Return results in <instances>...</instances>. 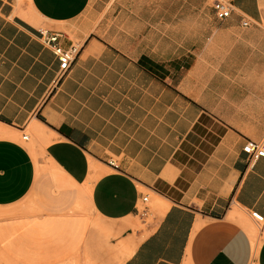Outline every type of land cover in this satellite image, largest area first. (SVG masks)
<instances>
[{
	"label": "crops",
	"instance_id": "crops-1",
	"mask_svg": "<svg viewBox=\"0 0 264 264\" xmlns=\"http://www.w3.org/2000/svg\"><path fill=\"white\" fill-rule=\"evenodd\" d=\"M216 1L0 0V264H264V0Z\"/></svg>",
	"mask_w": 264,
	"mask_h": 264
},
{
	"label": "built area",
	"instance_id": "built-area-1",
	"mask_svg": "<svg viewBox=\"0 0 264 264\" xmlns=\"http://www.w3.org/2000/svg\"><path fill=\"white\" fill-rule=\"evenodd\" d=\"M214 12L216 17L219 20H225L229 18L232 14V8L229 2L225 0H217L214 3ZM245 26L248 25L247 22L244 23ZM43 42L46 46L53 49L55 55L58 60V73L56 81L59 82L64 79L68 73L70 72L74 61L76 60L80 48L78 45H72L69 49L64 50L58 44V35L46 36L42 34ZM23 141H28L29 136L23 135ZM243 154L246 156V160L249 165H254L258 160L264 158V140L260 142H248L242 149ZM149 197L145 196L143 198V202H148ZM252 217L257 222L258 225H262L264 223V217L257 214L252 213Z\"/></svg>",
	"mask_w": 264,
	"mask_h": 264
},
{
	"label": "rangeland",
	"instance_id": "rangeland-1",
	"mask_svg": "<svg viewBox=\"0 0 264 264\" xmlns=\"http://www.w3.org/2000/svg\"><path fill=\"white\" fill-rule=\"evenodd\" d=\"M26 135L29 136V138H30V141H29L28 143H25V142L23 141V139H22V135H19L18 140H19L21 143H23L24 145H26V146L28 147V149H29V150L31 151V153H32L33 151H35V150H37V149L39 148V146H40L41 143L39 142V140H38L36 137H34V135H33L31 132H27ZM141 210H142V209H141ZM151 213H152V214H151V216L149 217L148 222H149L150 224H153V223H154V222H153V216L156 214V212L152 210ZM253 226H254V228H255L256 231H257L256 234H254V236L257 237L258 234H259V231H260V227H261V225H260V226L253 225Z\"/></svg>",
	"mask_w": 264,
	"mask_h": 264
},
{
	"label": "bare ground",
	"instance_id": "bare-ground-1",
	"mask_svg": "<svg viewBox=\"0 0 264 264\" xmlns=\"http://www.w3.org/2000/svg\"><path fill=\"white\" fill-rule=\"evenodd\" d=\"M3 127V126H2ZM8 129H9V127H8ZM10 131V130H9ZM10 134V133H9ZM7 132H6V130H4V129H0V138H3V137H8V136H11V135H9ZM14 135H15V137H16V134L14 133ZM42 136V135H41ZM8 138H10V137H8ZM13 139H14V137H13ZM240 218H241V216H240ZM242 219V218H241ZM244 220V219H243ZM246 220H247V218H246ZM245 222V221H244ZM254 226H252V228H253ZM252 228H250L251 230H252V233H253V231H254V229H252ZM254 235V234H253Z\"/></svg>",
	"mask_w": 264,
	"mask_h": 264
}]
</instances>
